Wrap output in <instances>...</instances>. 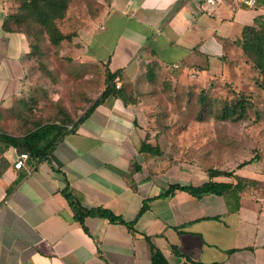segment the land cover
<instances>
[{"label": "crops", "instance_id": "obj_1", "mask_svg": "<svg viewBox=\"0 0 264 264\" xmlns=\"http://www.w3.org/2000/svg\"><path fill=\"white\" fill-rule=\"evenodd\" d=\"M13 3L0 0V110L21 94L28 64L27 36L2 27ZM261 13L264 0L252 6L108 0L97 29L102 35L93 43L95 32L89 45L95 60L119 71L121 82H142L137 74L147 61L159 69L182 65L207 73L211 59ZM103 46L107 50L96 52ZM147 107L143 99L106 98L45 159H25L20 167L13 166L19 152L0 142V264H151L152 248L164 259L157 264H264V196L244 187L200 196L177 188L161 194L170 183L235 182L247 177L238 174L243 166L186 157L175 140L166 146L164 130L157 138L149 134L159 128L147 125ZM143 140L159 152L139 150ZM208 167L232 171L208 177ZM65 184L80 204L133 220L131 228L96 213L79 222L61 192Z\"/></svg>", "mask_w": 264, "mask_h": 264}, {"label": "rangeland", "instance_id": "obj_2", "mask_svg": "<svg viewBox=\"0 0 264 264\" xmlns=\"http://www.w3.org/2000/svg\"><path fill=\"white\" fill-rule=\"evenodd\" d=\"M201 2L205 4V0ZM107 4L108 0H66L62 16L54 20L64 35L57 44H52L45 29L31 19H23L19 25L10 23L31 30L28 42L33 46L21 94L0 110V130L18 135L38 123L73 120L99 94L105 86V68L91 54L89 41L95 32L93 43L102 35L97 29ZM15 7L14 2L8 11ZM111 32H107V48L112 43ZM106 47L95 50L101 54ZM150 63L142 65L137 74L142 82L124 85L134 101H146L144 119L148 126L159 128L149 134L157 138L164 130L166 146L175 140L184 156L197 154L209 165L221 160L234 167L256 155L238 174L255 179L245 181L244 188L264 196V72L253 65L251 56L233 42L211 59L207 73L182 65L159 69ZM117 81L120 85V79ZM240 97L244 99L241 118L214 116ZM175 125L182 127L181 131L170 133Z\"/></svg>", "mask_w": 264, "mask_h": 264}, {"label": "trees", "instance_id": "obj_3", "mask_svg": "<svg viewBox=\"0 0 264 264\" xmlns=\"http://www.w3.org/2000/svg\"><path fill=\"white\" fill-rule=\"evenodd\" d=\"M17 7L4 14L2 20V27L5 30H18L22 31L27 38L32 36V32L29 29H20L19 26L13 27L10 25L14 22L19 25L23 19H31L35 23L39 24L48 34V38L52 44H57L64 35L57 29L54 20L61 17L66 6V0H13ZM232 42L237 43L243 52L251 56L253 65L258 68L259 71L264 72V13L256 15L250 24L242 26L240 35L233 39ZM33 43H29V51L27 56L31 52ZM104 63V62H103ZM105 74V86L99 92V94L92 100V102L81 111V113L73 120L68 119L67 122L59 121L57 119L52 121H46L38 123L32 128L24 131L21 134L14 135L0 130V142L11 145L17 152H26L27 158L34 159L35 161L45 159L49 152L53 149L55 144L69 131H72L76 124L86 117L93 107L104 101L109 97H119L123 103L134 102V98L129 97L124 91V85L130 84L129 82H121L117 87L115 86V75H118L119 71H110L104 63ZM244 110V99L242 97L236 98L233 104L230 106L224 105L222 109L215 113V117L218 119H232L236 120L241 118ZM198 118H201L198 113ZM63 120V119H62ZM139 150L148 151L150 153H158L157 145H152L144 140L140 143ZM256 155H252L248 159L242 160L236 163V167L242 166L245 163L251 162ZM232 170H220L214 167H208L206 172L208 177L223 173L231 174ZM17 180V179H16ZM13 181V183L16 182ZM255 182V179L248 177H235V182L215 181L210 178L207 180L193 185V184H179L170 183L167 188L161 193L162 195H168L175 188L182 189L189 192L192 195L200 196L204 193H220L226 188H242L245 187L244 182ZM12 183V184H13ZM11 184V186H12ZM11 186L6 187L7 191ZM63 196L66 198L70 208L72 209L73 216L79 222L82 218L91 213H96L100 216L107 218L109 221H116L124 223L127 227L131 228L132 222L125 221L118 214L111 212L110 210L100 207L92 206L86 207L78 202L76 198L72 196V192L68 189L67 184L61 189ZM143 205L139 208L137 214L141 212ZM151 264H157L158 262H164V259L160 255L159 251L155 248L150 250ZM196 264H218L216 262H195Z\"/></svg>", "mask_w": 264, "mask_h": 264}, {"label": "built area", "instance_id": "obj_4", "mask_svg": "<svg viewBox=\"0 0 264 264\" xmlns=\"http://www.w3.org/2000/svg\"><path fill=\"white\" fill-rule=\"evenodd\" d=\"M222 1H229V2H236V3H242L245 4L247 6H252L255 2V0H205V3H207L208 5H216ZM118 79L115 77L114 81H115V86L117 87L119 85ZM27 158V153L26 152H20L17 154L14 162H13V166L14 167H20L23 165V162L25 161V159Z\"/></svg>", "mask_w": 264, "mask_h": 264}]
</instances>
